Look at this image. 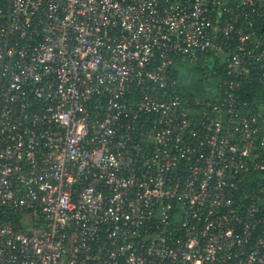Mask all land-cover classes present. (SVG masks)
<instances>
[{
	"label": "built area",
	"instance_id": "built-area-1",
	"mask_svg": "<svg viewBox=\"0 0 264 264\" xmlns=\"http://www.w3.org/2000/svg\"><path fill=\"white\" fill-rule=\"evenodd\" d=\"M257 81L264 0H0V264H264Z\"/></svg>",
	"mask_w": 264,
	"mask_h": 264
},
{
	"label": "trees",
	"instance_id": "trees-1",
	"mask_svg": "<svg viewBox=\"0 0 264 264\" xmlns=\"http://www.w3.org/2000/svg\"><path fill=\"white\" fill-rule=\"evenodd\" d=\"M178 69H175L177 71ZM188 76L186 75L184 79V91L191 98L206 100L209 99L210 96L207 94V89L209 87L212 88L216 86V80L213 79L210 82L203 79L201 75V70L197 69H189L187 70ZM194 77V81L190 77ZM188 77V78H187ZM192 77V78H193ZM197 77V78H196ZM196 78V79H195ZM244 99L252 104L264 102V81H257L252 83H247L244 89L241 91ZM261 207L264 206V197L260 202Z\"/></svg>",
	"mask_w": 264,
	"mask_h": 264
},
{
	"label": "rangeland",
	"instance_id": "rangeland-1",
	"mask_svg": "<svg viewBox=\"0 0 264 264\" xmlns=\"http://www.w3.org/2000/svg\"><path fill=\"white\" fill-rule=\"evenodd\" d=\"M186 75H187V76L189 75L188 72H186ZM188 77H189V76H188ZM188 77H187V78H188ZM192 77H193V75H192ZM192 77H190V78L194 81V77H193V78H192ZM196 78H197V77H196ZM196 78H195V79H196Z\"/></svg>",
	"mask_w": 264,
	"mask_h": 264
}]
</instances>
